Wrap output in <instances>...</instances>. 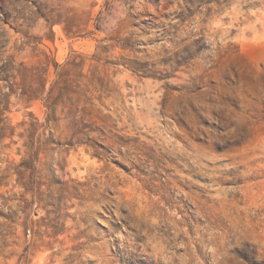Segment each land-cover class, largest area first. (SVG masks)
<instances>
[{
  "label": "rangeland",
  "instance_id": "374dc122",
  "mask_svg": "<svg viewBox=\"0 0 264 264\" xmlns=\"http://www.w3.org/2000/svg\"><path fill=\"white\" fill-rule=\"evenodd\" d=\"M48 56L66 82L32 190L0 188V264H264V0H0V65L35 85Z\"/></svg>",
  "mask_w": 264,
  "mask_h": 264
},
{
  "label": "trees",
  "instance_id": "16d2710c",
  "mask_svg": "<svg viewBox=\"0 0 264 264\" xmlns=\"http://www.w3.org/2000/svg\"><path fill=\"white\" fill-rule=\"evenodd\" d=\"M54 64V78L51 79V65ZM14 66L11 64L0 65V148L6 149L11 148V143H17L18 141L13 140V137L18 136L23 138L26 133L29 139L24 142L25 149L21 147L17 148L18 154L29 155L35 148L40 147L41 137L46 134V131L53 136L52 122L57 119V109L59 105L60 97L63 94L64 86L62 83L66 82L63 79L65 73L62 72V68L57 62H54L50 56L44 62L41 67V73L39 75V80L35 85H29L26 79L21 80V82H16L14 79ZM28 67L23 63H20V69L17 71L21 74L26 71ZM7 87L8 91H3ZM18 89H20L18 91ZM17 96L18 99L25 100V106L29 107L33 102L41 100L44 107L46 108V118L44 122H41L38 117L30 113L33 120L31 121H21L17 124H13L12 121L6 115L10 111L11 98ZM18 126H24L23 132H17ZM6 138H11L12 142L10 144H4L3 140ZM38 144L36 145V143ZM1 152V151H0ZM22 155L21 162L19 164L15 163L14 159L6 160L7 165L5 167L0 166V188L9 186V180L13 175H17V181L25 189L24 193L32 190L28 187L27 171L29 169L30 158ZM2 162V160L0 159Z\"/></svg>",
  "mask_w": 264,
  "mask_h": 264
}]
</instances>
